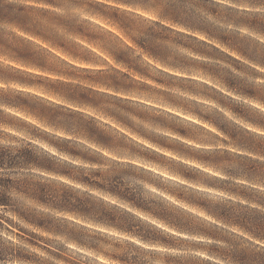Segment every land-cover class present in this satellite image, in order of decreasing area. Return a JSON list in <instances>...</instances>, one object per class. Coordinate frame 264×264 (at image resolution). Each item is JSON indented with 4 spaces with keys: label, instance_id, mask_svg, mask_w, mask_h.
<instances>
[{
    "label": "clouds",
    "instance_id": "clouds-1",
    "mask_svg": "<svg viewBox=\"0 0 264 264\" xmlns=\"http://www.w3.org/2000/svg\"><path fill=\"white\" fill-rule=\"evenodd\" d=\"M0 264H264V0H0Z\"/></svg>",
    "mask_w": 264,
    "mask_h": 264
},
{
    "label": "trees",
    "instance_id": "trees-1",
    "mask_svg": "<svg viewBox=\"0 0 264 264\" xmlns=\"http://www.w3.org/2000/svg\"><path fill=\"white\" fill-rule=\"evenodd\" d=\"M134 198V197H133Z\"/></svg>",
    "mask_w": 264,
    "mask_h": 264
}]
</instances>
